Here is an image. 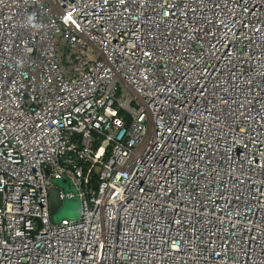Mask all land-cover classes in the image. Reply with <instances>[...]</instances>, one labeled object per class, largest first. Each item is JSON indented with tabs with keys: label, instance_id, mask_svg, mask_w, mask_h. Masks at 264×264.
I'll return each instance as SVG.
<instances>
[{
	"label": "built area",
	"instance_id": "obj_1",
	"mask_svg": "<svg viewBox=\"0 0 264 264\" xmlns=\"http://www.w3.org/2000/svg\"><path fill=\"white\" fill-rule=\"evenodd\" d=\"M0 264H264V0H0Z\"/></svg>",
	"mask_w": 264,
	"mask_h": 264
},
{
	"label": "rangeland",
	"instance_id": "obj_2",
	"mask_svg": "<svg viewBox=\"0 0 264 264\" xmlns=\"http://www.w3.org/2000/svg\"><path fill=\"white\" fill-rule=\"evenodd\" d=\"M56 184L61 188H64L66 192L73 191L76 193V190L73 185L66 183L63 180H57ZM82 214L81 202L78 197L73 199H67L60 210L53 215V221L60 223L62 219H68L70 221H75L80 219Z\"/></svg>",
	"mask_w": 264,
	"mask_h": 264
},
{
	"label": "water",
	"instance_id": "obj_3",
	"mask_svg": "<svg viewBox=\"0 0 264 264\" xmlns=\"http://www.w3.org/2000/svg\"><path fill=\"white\" fill-rule=\"evenodd\" d=\"M50 202H51V213L55 214L63 204V200L60 195V189L53 187L50 190Z\"/></svg>",
	"mask_w": 264,
	"mask_h": 264
}]
</instances>
